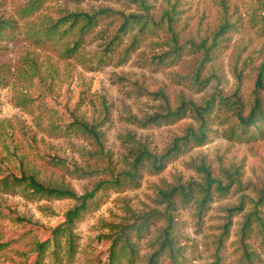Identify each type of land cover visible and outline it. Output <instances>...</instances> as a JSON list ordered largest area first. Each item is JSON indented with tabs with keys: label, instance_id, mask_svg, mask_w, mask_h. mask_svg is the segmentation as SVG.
Wrapping results in <instances>:
<instances>
[{
	"label": "rangeland",
	"instance_id": "rangeland-1",
	"mask_svg": "<svg viewBox=\"0 0 264 264\" xmlns=\"http://www.w3.org/2000/svg\"><path fill=\"white\" fill-rule=\"evenodd\" d=\"M26 1L0 0V19L12 20L11 28L4 30L6 36L0 37V181L33 175L44 185L68 188L78 195L99 182L109 185L129 170L136 141L161 154L175 138L185 136L187 127L197 131L198 123L189 111L168 123L143 126L132 121L131 117L142 122L165 113L155 93L165 94L171 110L181 100L197 106L210 99L214 103L202 145L178 141L180 151L160 173L143 167L136 182L125 179L118 187L96 191L88 209L72 224L71 257L63 247L64 237L56 256L51 244L45 243L40 254L37 245L51 239V230L74 201L27 196L0 184V264H35L37 258L41 264H100L109 244L107 224H127L149 213V229L140 238H131L138 253L133 264H143L157 249L166 224L159 214L172 218L177 264H211L212 243L225 222L226 208L243 203V210L232 217L220 260V264H237V230L264 183V138L232 136L236 126L231 115L237 97L249 103L257 67L264 61V28L259 23L263 12L257 0H43L32 12L21 13ZM102 8L146 15L159 24L158 29L140 37L134 50L124 52L129 33L100 61L118 24L114 16L99 19L73 57L62 55L59 43L40 37L49 18ZM164 11L174 12L171 29ZM224 15L234 27L205 60L194 46L211 45ZM74 118L99 124L103 157L94 154L97 147L88 135L57 129ZM201 165L227 189L212 184L198 217L195 200L201 198L197 188L204 179ZM233 165L240 168L234 182L222 173ZM76 168L93 173L81 175ZM191 184L192 198L186 202L179 188L187 190ZM170 191L165 199L162 194ZM260 211L264 217V207ZM246 243L259 256L254 264H264V243L255 229Z\"/></svg>",
	"mask_w": 264,
	"mask_h": 264
},
{
	"label": "trees",
	"instance_id": "trees-1",
	"mask_svg": "<svg viewBox=\"0 0 264 264\" xmlns=\"http://www.w3.org/2000/svg\"><path fill=\"white\" fill-rule=\"evenodd\" d=\"M43 0H27L21 7V13L32 12L37 8ZM258 7L262 9L263 14L259 15V23L264 28V0H257ZM172 12H165V18L168 29H171V22L174 20ZM114 16L118 21L117 26L114 29L111 37L105 44L102 50V56L97 61L106 59L111 54V51L119 45L123 38L130 35V41L124 52L134 50L138 45L139 38L153 33L158 29L159 24L150 20L146 15L125 14L123 12L114 11L110 8H102L91 13L89 12H64L58 18L49 20L41 27V36L44 40L53 41L59 43L62 46L60 50L62 55L67 57H73L80 52V47L84 42V38L96 25L97 21L103 17ZM12 20L0 19V37L6 36L5 29L11 28ZM234 24L229 22L226 15L223 16L222 23L218 26L212 39L211 45L207 46L205 42H202L198 47L203 53L205 60L211 57L212 51L218 46V43L222 39L221 37L231 29ZM134 31V32H133ZM176 49H174V54ZM156 59L162 60L163 55L156 57ZM238 75V74H237ZM195 79H197L195 77ZM196 81V80H195ZM264 89V61L257 67V72L254 80V87L252 90V97L248 104H243L237 97L233 102V108L231 115L234 118V124L236 126L235 132H232V136L235 135L238 138L254 139L264 138V93L261 92ZM163 103V110L165 113L154 114L147 117L144 121L140 122L131 117L132 121L138 122L143 126L148 124H161L173 122L180 118L187 111L191 112L193 117L198 123L197 131L192 127H187L185 136L175 138L171 145L166 148L161 154H156L150 151L145 145L136 141V147L134 148L133 158L130 162V168L128 171L123 172V178L120 179L117 176L109 185L99 182L89 192L78 195L74 191L68 188L48 186L39 182L33 175H22L20 177L11 176L9 179L5 178L0 181V184L4 189H19L24 195L27 196H46L54 198H68L74 201V205L64 213L63 221L51 230L52 237L47 242H41L37 245V250L43 253L45 243H49L54 247V256L56 252L61 250L62 242L61 237H64V249L67 252L68 257L73 256L75 251V243L73 239L72 224L78 219L89 206V202L93 199L96 191L107 187H118L123 184L125 179L136 182V178L140 175V169L145 167L151 173H160L166 166L170 158L175 156L180 151V144L178 141H183V144L192 142L196 145H202L207 137L206 134V119L213 107V99L206 100L203 106H197L192 101L181 100L179 105L171 110L168 106V101L165 94L159 91L154 94ZM51 131L54 130V125L50 126ZM60 132H77L79 134H86L92 138L96 144L97 150L95 155L104 156L103 147L100 141V132H98L97 123H89L84 120L74 118L65 126H57ZM237 131V132H236ZM133 140V138L131 139ZM51 161H59L56 158H50ZM199 171L204 174V179L201 184L198 185V190L201 192V198L195 200L197 205L198 217L201 216L205 206L210 198V189L212 184H216V188L225 191L227 187H222L220 182L212 177L210 169L201 165L198 167ZM239 166L233 165L231 171L222 170V173L230 178L232 182L236 181L239 177ZM81 175H91L93 172H84L78 170ZM192 184L189 185L187 190L179 188V196L184 201H189L192 198ZM171 192L163 193L162 196L168 199L171 196ZM169 203H171L169 201ZM264 207V183L257 190V196L253 201L251 210L246 212L242 216V221L237 230V252L236 257L237 264H254V259L259 258L258 254L251 251L248 248L246 240L250 237L254 231L260 237L264 243V217L261 216L260 209ZM243 210V203L226 208L225 222L220 226V233L215 237L212 243L214 260L211 264H220L221 255L224 250V242L228 238L230 228L232 226V217L235 212H241ZM163 215L166 221L165 226L162 228L157 238V249L149 254L143 264H177V257L179 255V248L176 244V239L173 236V224L172 218L168 214ZM152 214L149 213L143 216H137L135 219L127 224L115 223L107 224L110 229V234L105 236L108 240L107 254L105 259L100 264H133L138 258L136 243L133 241L132 235L140 238L145 231L149 229V220ZM35 264H41L36 260Z\"/></svg>",
	"mask_w": 264,
	"mask_h": 264
}]
</instances>
